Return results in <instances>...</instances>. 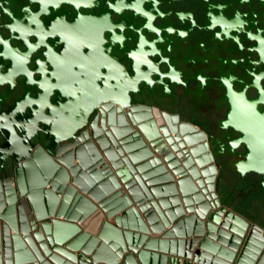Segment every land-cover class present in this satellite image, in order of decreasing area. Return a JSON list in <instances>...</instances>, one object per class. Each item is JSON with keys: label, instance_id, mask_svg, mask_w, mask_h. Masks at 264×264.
Listing matches in <instances>:
<instances>
[{"label": "water", "instance_id": "95a60500", "mask_svg": "<svg viewBox=\"0 0 264 264\" xmlns=\"http://www.w3.org/2000/svg\"><path fill=\"white\" fill-rule=\"evenodd\" d=\"M51 24L54 46L10 73L29 87L0 113V264H264V227L220 191L219 145L133 102L145 78L111 53L121 35L105 38V20ZM262 77L220 125L239 132L228 153L243 146L240 179L258 175L264 192Z\"/></svg>", "mask_w": 264, "mask_h": 264}, {"label": "flooded vegetation", "instance_id": "af4514ba", "mask_svg": "<svg viewBox=\"0 0 264 264\" xmlns=\"http://www.w3.org/2000/svg\"><path fill=\"white\" fill-rule=\"evenodd\" d=\"M56 20L109 23L103 36L121 35L111 53L130 75L137 70L145 78L133 102L178 114L205 132L212 148L219 145L218 164L236 173L231 191L239 181H258L254 173L240 179L232 162L243 146L228 153L239 132L220 122L230 105L236 108V93L257 97L252 82L264 66L258 49L264 48V0H0V113L29 87L23 75L12 82L10 73L45 59L47 44L54 46L49 33L60 29L51 24ZM38 34L46 43L37 47ZM259 85L264 89V77Z\"/></svg>", "mask_w": 264, "mask_h": 264}, {"label": "trees", "instance_id": "16d2710c", "mask_svg": "<svg viewBox=\"0 0 264 264\" xmlns=\"http://www.w3.org/2000/svg\"><path fill=\"white\" fill-rule=\"evenodd\" d=\"M251 182V185H247L245 181H239L236 188V193L230 191L227 193L230 206L236 210V212L248 217L252 222L261 224L264 227L260 219V214L264 208V192L259 189L257 179L251 178L247 180Z\"/></svg>", "mask_w": 264, "mask_h": 264}, {"label": "rangeland", "instance_id": "374dc122", "mask_svg": "<svg viewBox=\"0 0 264 264\" xmlns=\"http://www.w3.org/2000/svg\"><path fill=\"white\" fill-rule=\"evenodd\" d=\"M230 176L232 178L233 176H236V173H234V171L232 169L230 171H228V169L224 170V168H223V174H222L221 179H220L221 180V184H222L221 186L222 187L226 184V182H229ZM229 183H230V185H232V182L231 181ZM227 189H228V186H227ZM259 220L261 222L262 221L264 222V208H263V211L260 214V219Z\"/></svg>", "mask_w": 264, "mask_h": 264}, {"label": "crops", "instance_id": "0c3cea01", "mask_svg": "<svg viewBox=\"0 0 264 264\" xmlns=\"http://www.w3.org/2000/svg\"><path fill=\"white\" fill-rule=\"evenodd\" d=\"M175 179H177V177H175ZM222 185V184H221ZM228 186V189H227V186ZM230 189H231V185H230V183L229 182H226V184L222 187V186H220V191H221V193H223V194H225V195H227V193L230 191ZM134 205L136 206V208L140 211V213L143 215V211L140 209V207L138 206V205H136L135 204V202H134ZM188 213H186V215H187ZM78 225L79 226H81L82 228H83V230H86V228H87V225L85 224V222H79L78 223ZM153 235H156V234H154L153 232H151L150 234H149V236H153ZM158 235H160V234H158Z\"/></svg>", "mask_w": 264, "mask_h": 264}, {"label": "bare ground", "instance_id": "6f19581e", "mask_svg": "<svg viewBox=\"0 0 264 264\" xmlns=\"http://www.w3.org/2000/svg\"><path fill=\"white\" fill-rule=\"evenodd\" d=\"M175 177H177V176H175ZM178 178V177H177ZM176 180V179H175Z\"/></svg>", "mask_w": 264, "mask_h": 264}]
</instances>
